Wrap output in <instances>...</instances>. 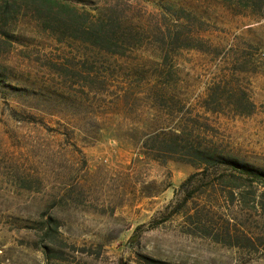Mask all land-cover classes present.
Returning <instances> with one entry per match:
<instances>
[{
	"label": "rangeland",
	"instance_id": "1",
	"mask_svg": "<svg viewBox=\"0 0 264 264\" xmlns=\"http://www.w3.org/2000/svg\"><path fill=\"white\" fill-rule=\"evenodd\" d=\"M7 2L0 264H264L263 187L222 161L264 170V17L71 0L84 20L54 8L57 27L45 1ZM99 19L111 43L78 29Z\"/></svg>",
	"mask_w": 264,
	"mask_h": 264
},
{
	"label": "trees",
	"instance_id": "2",
	"mask_svg": "<svg viewBox=\"0 0 264 264\" xmlns=\"http://www.w3.org/2000/svg\"><path fill=\"white\" fill-rule=\"evenodd\" d=\"M46 4H48V8L46 11H43V15L45 16L46 23L54 24L57 27H65L66 21L63 20L64 17L61 15H57V12H54L53 9L56 8L58 10V13H61L62 11H66L69 15V19L72 21H79L78 23H82L84 20V14L79 13L78 9L75 5L71 3V0H43ZM220 4L226 6L227 8H230L234 13L247 16L254 19L262 18L264 17V0H217ZM10 3V0H8L7 5ZM66 18V17H65ZM82 20V21H81ZM112 23V21L109 22L107 20H101L95 21L90 26L78 27L80 32L87 35L88 37H91L94 39L95 42H106L111 43L112 39L110 37L111 30L109 31V25ZM175 29L173 32L172 37V43H184L187 46L193 47V44L189 42V38L182 37V33L184 32V28L186 26L185 22H175ZM196 47V46H194ZM213 158L210 156L209 159ZM227 162L232 166V168L237 172L236 174H233L234 177H244L247 176L252 183L256 182L260 184L263 187V191L260 194V200L258 203H260L261 207L264 209V170L250 166L248 164L239 163L236 160H222ZM193 176L190 177L187 181H192ZM240 195L243 194L241 191L238 192ZM238 237V241H242L241 237ZM243 239L248 241L249 243H253L254 237L251 235H247L243 232ZM238 242V243H239ZM241 243V242H240ZM264 245V243H263Z\"/></svg>",
	"mask_w": 264,
	"mask_h": 264
}]
</instances>
